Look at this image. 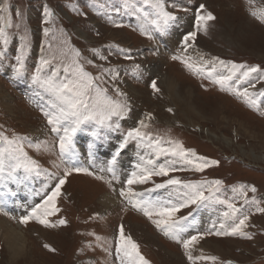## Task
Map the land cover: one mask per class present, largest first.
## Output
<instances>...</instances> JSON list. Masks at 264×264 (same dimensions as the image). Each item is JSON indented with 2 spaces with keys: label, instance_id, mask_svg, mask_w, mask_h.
<instances>
[{
  "label": "rangeland",
  "instance_id": "374dc122",
  "mask_svg": "<svg viewBox=\"0 0 264 264\" xmlns=\"http://www.w3.org/2000/svg\"><path fill=\"white\" fill-rule=\"evenodd\" d=\"M162 2L164 11L176 20L157 31L160 16L150 6L155 0H0V33H3L0 36V149L10 148L19 156L18 145L23 152L21 162H26V157L37 166L36 174L29 175L21 169L3 176L14 184L26 186L33 201L23 204V212L11 213L8 193L18 197L19 192L14 188L2 191L0 187L3 213L0 220L10 222L17 230L22 228L25 240L23 253L14 259L13 250L0 236V264H127L116 252L121 227L125 237L138 246L146 264H189L188 255L193 258L192 264H264V24L251 14L264 13V0ZM197 14H211L215 18L205 26L206 31L196 27ZM78 30L81 36L77 35ZM192 32H196V39L189 42L191 51H185L183 37ZM166 36L175 44L166 45ZM173 56L179 59L173 60ZM181 59L195 62L194 66L203 67L204 71L215 67L217 71L213 75L217 79L227 76L233 64L244 66L240 72L253 67L260 71L244 83L237 73L229 84L234 91L229 94L203 78V73L194 75L180 63ZM34 76H39L35 82ZM85 78L90 79L92 87L81 88L89 105V108L81 106L82 111L92 112L97 120L108 116L114 106L126 108L127 114L122 119L110 116L107 126L80 125L72 137L70 155L61 159L59 137L71 125L65 121L59 126L60 132L54 134L47 119L60 115L61 109L67 110L68 105L57 99L48 81L53 87L61 83L84 85L88 82ZM153 82L158 92L152 91ZM235 91H247L249 99L238 98ZM185 103L194 106L193 113L187 111ZM11 104L10 111L7 108ZM148 116L152 119H147ZM203 116L207 119L202 120ZM186 117L194 127L187 123ZM236 120L247 125L245 130H250L249 135H245ZM141 121L147 127L141 128ZM113 125L119 127L113 129ZM136 130L151 136L153 142L158 138L165 148L179 144L184 151L195 153L215 166H205L197 172L189 165L181 167L179 161L169 164L172 157L157 159L151 148H141L149 151L155 159L154 165L169 168L170 175L154 176L144 186L133 184L128 188L126 184L132 173L139 175L140 169L149 170L152 164L130 170L124 160L125 150L119 144L109 156L101 152L102 145L112 141L114 135L119 134L123 139L128 132ZM209 130L225 133L233 143L231 147L222 141H209L206 134ZM251 133L257 136L253 138ZM5 140L13 143L9 145ZM125 146H137V142L133 140ZM239 146L247 152L251 150L259 161H254L252 156L240 158ZM118 150L120 154L116 156ZM8 163L6 154V166ZM68 169L73 174L65 178L61 195L55 201L57 214L48 218L52 224L64 220L65 226L45 229L35 220L21 225L19 221L43 203ZM76 169L91 172L92 176L76 174ZM169 179L182 184L218 182L220 185L213 200L223 204L208 203L188 213L197 209L193 206L176 214L177 218L189 216L177 239L204 237L187 255L182 244L158 232L143 213L126 203L127 197L120 196L121 191L139 193L140 187L151 189ZM1 181L0 178V186ZM42 192L44 195H40ZM116 195L120 197L117 203H102L105 196L112 199ZM173 197H177V191L162 189L132 199L138 204L178 203L179 197L175 200ZM228 203L239 209L237 219L247 218L246 226L235 237L213 235L234 226L232 220L222 215L229 211L225 207ZM201 211L204 213L199 214ZM48 248L53 251L49 252ZM166 250L172 254H166Z\"/></svg>",
  "mask_w": 264,
  "mask_h": 264
},
{
  "label": "snow or ice",
  "instance_id": "6c2138e0",
  "mask_svg": "<svg viewBox=\"0 0 264 264\" xmlns=\"http://www.w3.org/2000/svg\"><path fill=\"white\" fill-rule=\"evenodd\" d=\"M245 2H249V0H245ZM160 16V24L157 27V31H162L165 26L170 21L176 20L175 16L169 15L166 11H164L165 5L163 4L162 0H155L153 5ZM201 12L204 11L203 6L200 9ZM254 17L258 18L260 23L264 24V13H251ZM46 15H51V13H46ZM215 18L211 14L207 15H199L196 16V27L203 31H206V25L213 21ZM45 23L48 21L45 20ZM11 27V25H9ZM119 27V25H116ZM45 36L48 35L47 32L44 33ZM0 36H3V33H0ZM151 38V37H149ZM196 39V32H192L189 35L183 37V44L182 47L185 51L188 50L190 47L189 42H194ZM6 42V40H5ZM79 56V53L75 54ZM173 60L179 59L176 56L172 57ZM180 63L184 65L186 69L192 72L194 75L203 73V78L209 79L211 83L214 85L219 86L220 91H228L229 94H232L234 89L229 87V84L233 81V78L240 73V76L243 77L241 79V83H244L248 80L249 77L252 76L253 73H258L260 70L258 68H250L246 71L240 72V69L244 66H237L235 64L231 65V70L229 71L227 76H221L219 79L214 77L213 73L217 71L214 67L211 71H204L203 67H196L194 66L195 62L188 63L185 59H181ZM223 63V62H219ZM44 67L42 63L41 68ZM67 72V69L64 70ZM19 72V69H17ZM54 75V74H53ZM39 76H34L33 81H37ZM88 82L84 85H80L77 83H61L58 86L53 87L51 81H48V85L53 93L56 95L57 99H59L62 103H66L68 105L67 110L61 109V113L58 116H51L48 117L47 122L49 126L52 128V132L57 134L60 132V125L65 121L71 125V127H65L63 129V135L59 137V155L61 159L70 155L72 149V137L75 136L76 132L79 130L80 125L87 124V123H99L101 126H107V121L110 116H117L118 118H123L127 114V109H119V106H114L112 110L108 113V116H104L101 119H95V116L92 112H84L81 109L89 108L88 103L83 98V93L81 88H91L92 84L90 79L85 78ZM99 79V78H97ZM152 91L158 92V89L155 85V82L152 84ZM255 87V84L252 85ZM235 95L239 97H243L245 101L249 99V94L247 91H235ZM67 97V99H66ZM75 97V99H72ZM254 102V101H253ZM68 117H72L71 120H68ZM147 119H152V117L148 116ZM141 128L147 127L143 121L140 122ZM118 125H113V129L118 128ZM136 141L137 146L140 148H151L156 158L159 159L161 156L165 157H172L173 160L169 161V164H172L173 161L181 162V167L184 165L191 166L192 170L197 172L203 171L204 167H212L215 166L211 161H203V158L196 157L195 153L186 152L179 144H172V141H168L167 143L172 144L171 148H165L161 146V141L157 138L155 142H153V138L151 136H145L140 130L130 131L124 137L122 143L120 144L119 148L123 149L125 145H127L131 141ZM5 143L11 145L13 141L5 140ZM16 152L19 153V156L13 154L11 149H0V177L4 175H13L17 173L21 169L29 175L37 173V166L35 162L28 161L26 157H24V163L21 162L20 157L23 156L22 149L17 145ZM9 157V163L6 166L5 164V155ZM119 150L116 151L115 155L119 156ZM198 161L197 162H194ZM145 163L152 164V161H146ZM7 167V172H6ZM76 174H83L86 176H92L91 172L86 170L76 169ZM73 171L68 169L64 171V178L59 179L58 183L55 185L54 190H52L43 200V203L35 207L25 218L21 219L19 223L21 225H27L32 220L43 228H55V227H63L65 226L64 220H60L58 224H52L48 222V218L51 215L57 214V208L55 206V201L61 195V188L65 184V178L72 175ZM170 175V169L165 167H158L152 164V167L149 170L140 169V174L138 175L136 172L132 173L130 179H128L126 187L130 188L133 184H146L149 183L152 177H168ZM94 179H100L99 176H94ZM47 187V186H46ZM220 187L219 183L216 182L212 185L202 184V185H194V184H182L177 179H169L165 183L156 184L154 188L148 189L147 192L151 193L154 191L162 190V189H172L173 191H177V197H179L178 203H170L168 201H143L141 203H137L132 197H141L144 196L145 193H133L129 192H120V196L122 199L127 197L126 203L131 205L135 211L143 213V215L149 219L153 226L156 228L158 232H161L164 236L168 237L169 239H173L177 244H182V247L187 254H189L190 249L192 246L197 244L198 241L202 240L204 237L197 235L193 236L191 239L187 240H180L177 239V235L183 231L181 227L185 221L189 219V216H184L182 218H177V213L181 212L183 209L192 208H200L208 203H221L223 201H216L213 200V196L215 195L216 191ZM179 189H185L186 191L179 192ZM239 191V189L237 190ZM248 191L254 192L255 189H248ZM205 192L208 193L205 196ZM40 195H44L43 192ZM177 197H173V199H177ZM229 209L228 212L223 213L222 215L226 219H230L233 222V227L230 230L225 229L222 233L221 232H214L213 235L216 236H226V237H235L241 234L242 229L246 226L247 218L241 217L237 219V212L239 209L233 208L231 203L225 205ZM0 214H3L0 212ZM191 215V214H190ZM153 217H157V219H153ZM221 228H224V225H220ZM244 239H251L250 236H242ZM47 247V246H45ZM49 252L53 251V249L48 248ZM116 252L118 255L123 256L127 261V264H146L143 257L139 255L138 246L131 240V238L125 237L124 230L121 227L119 229V239L116 246ZM189 264H192V256L188 255Z\"/></svg>",
  "mask_w": 264,
  "mask_h": 264
},
{
  "label": "bare ground",
  "instance_id": "6f19581e",
  "mask_svg": "<svg viewBox=\"0 0 264 264\" xmlns=\"http://www.w3.org/2000/svg\"><path fill=\"white\" fill-rule=\"evenodd\" d=\"M77 35L81 36L79 30L76 32ZM165 42H166V45H173L175 44V42H173V40L169 37V36H166V39H165ZM188 51L190 52L191 50L188 49ZM195 52V51H194ZM188 54V53H187ZM194 54V53H193ZM163 55V54H162ZM156 72V70H155ZM166 82V79L164 80V83ZM28 86V85H27ZM9 97V96H8ZM7 101H10L8 99H6ZM185 107H187V111L188 112H192L193 109H194V106L191 104H188V103H185ZM8 105V104H7ZM193 108H192V107ZM13 106L11 104V106H9L7 109L8 110H12ZM195 110V109H194ZM197 112L199 113H202L200 110H197ZM193 113V112H192ZM198 116H201L199 114H197ZM206 115V114H204ZM207 116V115H206ZM210 116V115H209ZM213 119V117H211ZM207 118H205L203 116L202 120H206ZM185 120L187 121V123L191 126V127H194L192 125V123L190 122V120L188 119V117L185 118ZM201 120V119H200ZM224 120V119H223ZM232 121H235V118L231 119ZM237 124L239 123V125L244 129V133L245 135L248 134L249 135V132L250 130L247 129L245 130L246 128V124H242L240 121H237ZM198 125V124H197ZM196 125V126H197ZM187 126V125H186ZM228 129V128H227ZM226 130V129H225ZM231 131V130H230ZM207 136H208V140L209 141H222V144L224 143L225 145H227L228 147L233 144L232 141L230 139H227L226 136L224 134H216L215 132L213 131H208L206 132ZM228 135V133H226ZM242 134V133H241ZM251 137L255 138L257 135L256 133H251L250 135ZM229 137V136H228ZM124 139V138H123ZM122 139V136L119 135V134H116L114 135V139L112 141H109L108 143H106L105 145H102V151L101 152L103 155L105 156H109L110 154H113L115 151H114V146L115 145H120L123 141ZM238 139V138H237ZM207 141V140H206ZM234 142V141H233ZM210 143V142H209ZM213 145V144H212ZM218 146V145H217ZM231 147V146H230ZM249 147V145H248ZM113 149V150H112ZM124 154H125V159L126 160V166L129 167L130 170L132 171H136L138 170V166H142V165H145V166H148L150 164L148 163H145L146 161H152V164L155 163V159L152 158L151 154L149 153L148 150H144V149H141L137 146H125L124 147ZM215 150V149H214ZM226 151V150H225ZM228 151V150H227ZM234 151V150H233ZM236 151V150H235ZM218 152V151H217ZM222 152V151H221ZM229 152V151H228ZM231 152V151H230ZM251 152V150H250ZM250 152H247V150H244L242 147H238V154L240 155V158H246V159H249L250 157L249 156H252L253 159H255L254 161H257L258 160V157H256V155H254L253 153H250ZM237 153V152H236ZM219 154V153H218ZM217 154V155H218ZM232 154V153H231ZM230 155V154H229ZM221 156V154H220ZM258 156V155H257ZM260 156V155H259ZM232 157V156H231ZM142 159H146V161L144 160V162H142L141 160ZM148 159H152V160H148ZM259 161V160H258ZM243 162V161H242ZM252 163V162H251ZM137 165V166H136ZM258 165V164H257ZM245 166V165H244ZM141 168V167H140ZM253 169V168H252ZM255 169V168H254ZM257 169V167H256ZM259 169V168H258ZM236 176V175H235ZM237 177V176H236ZM2 179V186L4 188L7 189V192H8V188H11V182H9L8 180H6L5 178L3 177H0ZM18 182V181H17ZM73 182V181H72ZM17 191L19 192V196L18 197H14L13 195L9 194L8 193V199H7V203L9 204L10 206V209L9 211L11 213H18V212H23V204L28 200L29 202H32V198H30V195L31 194H28L27 192V188L26 186L24 185H21L20 183L16 184L15 183ZM144 186V185H143ZM141 188V191H139V193L143 192L146 194H149L147 192L148 189H144V187H140ZM15 193V192H14ZM228 193V192H227ZM17 194V193H16ZM0 199H2V195L0 194ZM72 199V198H71ZM118 199H120L119 195H116L115 197H113L112 199L105 196L103 199H102V203L103 204H113L114 203H117L118 202ZM6 200V199H5ZM22 200L20 203L19 202H16V201H20ZM4 202V201H3ZM74 203V202H72ZM201 208V207H200ZM200 208H197V209H190L188 213H191L195 210H199ZM204 213V211H201L199 214H202ZM207 213V212H206ZM199 217V215H198ZM140 221H144V219L142 218H138ZM22 229V228H21ZM21 229L17 230L15 229L12 224L6 220H0V236L3 237V240L7 242V246L9 248H11L14 252V259L17 257L19 258L20 255L23 253L22 251L24 250V234L22 233ZM167 247V245H166ZM168 252V253H167ZM166 254H169L171 255L172 254V251L171 250H166L165 251ZM174 253V252H173ZM173 258V257H172Z\"/></svg>",
  "mask_w": 264,
  "mask_h": 264
}]
</instances>
